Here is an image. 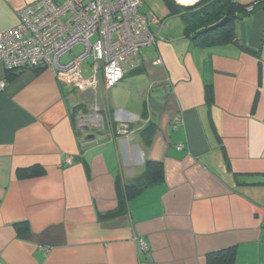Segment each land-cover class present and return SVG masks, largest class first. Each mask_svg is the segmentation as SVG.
<instances>
[{
  "label": "crops",
  "instance_id": "0c3cea01",
  "mask_svg": "<svg viewBox=\"0 0 264 264\" xmlns=\"http://www.w3.org/2000/svg\"><path fill=\"white\" fill-rule=\"evenodd\" d=\"M35 1L0 0V34ZM142 1L159 41L110 90L102 73L78 91L0 62V264H208L230 248L264 264V2L236 22L240 47L190 49L180 17ZM148 162L163 182L129 198ZM32 167L44 173L18 177Z\"/></svg>",
  "mask_w": 264,
  "mask_h": 264
},
{
  "label": "built area",
  "instance_id": "2783aa9c",
  "mask_svg": "<svg viewBox=\"0 0 264 264\" xmlns=\"http://www.w3.org/2000/svg\"><path fill=\"white\" fill-rule=\"evenodd\" d=\"M142 8V0H36L20 11L18 25L0 34V62L7 71L50 70L78 91L96 89L102 73L110 90L124 80L140 51L159 41L151 30L158 19L143 14ZM79 46L83 51L75 50ZM86 64L92 71L88 78L83 73ZM5 87L0 83V91ZM80 117L85 127L99 120L95 114ZM174 123H182L181 118ZM127 133L128 126L123 125L120 134ZM183 149L177 146L178 151ZM66 163L71 165L73 159ZM141 249L148 251L143 240Z\"/></svg>",
  "mask_w": 264,
  "mask_h": 264
},
{
  "label": "trees",
  "instance_id": "16d2710c",
  "mask_svg": "<svg viewBox=\"0 0 264 264\" xmlns=\"http://www.w3.org/2000/svg\"><path fill=\"white\" fill-rule=\"evenodd\" d=\"M163 2L170 15L180 17L184 25V34L189 40L190 49H198L225 45L240 47L236 22L254 14L257 5L263 3L264 0L249 5L241 4L236 0H206L194 8H186L176 0H163ZM226 20L225 24L220 25ZM207 69L204 71L206 97L207 100L213 101V81L208 78ZM43 173L41 167H32L18 170V177L20 179L37 177ZM140 177L135 185L126 187V194L129 198L149 187L162 183L164 180L163 165L159 162H148ZM235 254V249L230 248L216 255H210L207 262L208 264H234Z\"/></svg>",
  "mask_w": 264,
  "mask_h": 264
},
{
  "label": "water",
  "instance_id": "95a60500",
  "mask_svg": "<svg viewBox=\"0 0 264 264\" xmlns=\"http://www.w3.org/2000/svg\"><path fill=\"white\" fill-rule=\"evenodd\" d=\"M199 1H201V0H199ZM199 1L198 2H196V3H194V4H192V5H183L184 7H186V8H194V7H196L198 4H199ZM227 22V20L226 21H223L220 25H223V24H225ZM84 130H89V127H86ZM96 139V137L94 136V135H88L87 137H86V141H94Z\"/></svg>",
  "mask_w": 264,
  "mask_h": 264
},
{
  "label": "bare ground",
  "instance_id": "6f19581e",
  "mask_svg": "<svg viewBox=\"0 0 264 264\" xmlns=\"http://www.w3.org/2000/svg\"><path fill=\"white\" fill-rule=\"evenodd\" d=\"M199 0H177L178 3L183 4V5H192Z\"/></svg>",
  "mask_w": 264,
  "mask_h": 264
},
{
  "label": "rangeland",
  "instance_id": "374dc122",
  "mask_svg": "<svg viewBox=\"0 0 264 264\" xmlns=\"http://www.w3.org/2000/svg\"><path fill=\"white\" fill-rule=\"evenodd\" d=\"M177 1V0H176ZM206 0H201V1H199V4L198 5H201L202 3H204ZM197 5V6H198ZM76 51H83V47L82 46H79V47H77L76 49H75ZM71 53L70 54H68V56H66V57H64L63 59H69L70 57H71ZM161 60V59H160ZM162 61V60H161ZM162 65V64H161Z\"/></svg>",
  "mask_w": 264,
  "mask_h": 264
}]
</instances>
